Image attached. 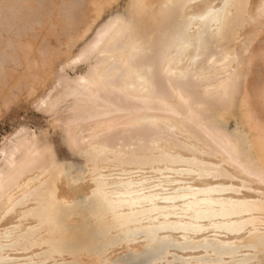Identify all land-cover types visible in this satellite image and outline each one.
<instances>
[{
	"label": "bare ground",
	"instance_id": "bare-ground-1",
	"mask_svg": "<svg viewBox=\"0 0 264 264\" xmlns=\"http://www.w3.org/2000/svg\"><path fill=\"white\" fill-rule=\"evenodd\" d=\"M25 1L31 0H0V16L11 17L17 30L23 20L31 23L28 34L40 24H50L51 32L60 24L70 42L90 22L91 12L97 21L119 0H61L58 6L56 0H32L37 20L33 13L32 20L22 19L24 12L31 14L22 8ZM124 1V13L97 23L101 26L95 37L94 32L91 35L92 41L80 44L86 47L76 51L74 60L69 57L74 64L91 56L94 65L84 76L62 81L54 98L39 100L49 113L72 97L67 116L59 123L68 150L82 159L83 166L72 176L56 160L51 144L34 134L8 140L10 144L0 148V217L40 195V189L32 186L21 199L9 200L10 191L26 173L51 170L84 189L88 162L114 163L110 167L125 173L115 180H99L104 189L98 185L95 193L103 194L102 204L62 221L61 230L55 231L62 254L69 250L81 259L97 261L100 242L109 246L124 241L129 264H264V0ZM48 25H42V31L50 30ZM6 26L0 23V32H6ZM18 37L22 39L12 45L9 61L24 60L28 65L33 43ZM47 60L43 67L49 65ZM0 74L1 95L4 88L14 86L5 87L8 73ZM0 97L4 101L6 96ZM142 171L159 177L145 178ZM242 189L262 191L233 195ZM225 192L232 194L219 196ZM92 204L96 202L88 206ZM37 207L36 201L24 208L25 222L41 216ZM15 227L3 233L7 241L2 247L10 252L20 250L12 249L13 239L29 245L39 234L35 230L12 239L9 235L20 228ZM17 261L0 253V262Z\"/></svg>",
	"mask_w": 264,
	"mask_h": 264
},
{
	"label": "rangeland",
	"instance_id": "rangeland-1",
	"mask_svg": "<svg viewBox=\"0 0 264 264\" xmlns=\"http://www.w3.org/2000/svg\"><path fill=\"white\" fill-rule=\"evenodd\" d=\"M56 1H57L56 2L57 6L59 4H61L60 3L61 0H56ZM27 2H28V5H27ZM32 2H34V1L31 0V1H25L24 2L25 5L22 8L24 9V7H26L25 9L27 10V12L29 11V14L30 13L31 14L28 16V14L26 15V12H24V16H26V17L23 16L22 19L26 18L27 20L28 19L32 20V18L34 16L33 20L35 18H36L35 20H37L38 14L36 13L37 11L35 10L37 7H36V4H34V3L32 4ZM5 5H7V4H4V6ZM33 5H35V6H33ZM124 5H125V1L119 0L117 3H114L111 7H109V9L108 8L105 9L102 12V14L99 16V18H97L98 19L97 21H96V19H94L92 12H91V18H92V19H90L91 23L87 22V24H86L87 26L82 27V30L81 31L79 30L77 32V34L79 36L76 34L77 39L74 38L73 39L74 41L72 40L74 42L73 44H72V41L68 42V39L66 38V36L61 33L60 24L56 25L58 27H56V26L53 27V30H54L53 32H51L52 30H51V28H49L50 24L49 25L46 24V25H48L47 29H50V30H45V31H42V30H44V28L41 29V26L42 25L46 26V25L40 24L39 28H38V26H36V30H38V31L35 30V32H33L34 34L30 33L31 34L30 35V34H28L29 33L28 30H30V27H32V25H30L31 24L30 22L27 21L28 23H30V24H27L23 20V22L21 23V24H23V25H21V29L17 30V26L13 25L14 23L12 24L11 17L6 18V17H8V15L6 17H4V15H2L3 13L1 14V16H0L1 22L0 23L2 25L8 24V27H10V28H8L6 26V28H7L6 32L8 30L7 33L6 32H0V73H2V74H3V72L8 73V76H9L8 79L9 80L7 79V81H6L7 83H6L5 87H8V85L10 87H12V86H14V87H13V89L9 88V87L4 88L3 91L1 92V95H0V96H3V95L6 96L3 99L4 101H2V99H1L3 97H0V99H1L0 100V109L2 108L0 110V148L3 146H8L11 141H14L16 139L15 137H19L22 133H28L31 135L34 134V137L37 138L38 140L40 139V142H42V143L46 142L47 143V141H48V143L51 144L53 152H55V155H56L55 156L56 160L58 162H60L61 164H63L64 167L66 169H68V172L71 173L72 176L75 175L77 169H80V167L83 166L82 159L75 157V156L73 157L72 151L68 150L69 148H68V146H66L64 138H62L63 137V135H62L63 126L59 123L60 119H63L67 116V113H68L67 109L72 104L71 103L72 97H70L71 99L67 98L63 102L59 103L57 105L56 109L49 112V113L46 111L44 106H42V104H40L39 102L46 99L47 97H48L47 100L50 98L51 99L54 98L58 94V92L61 90V88L63 87L62 81H64V80L74 81V80L84 76V73L87 72L86 70L90 69L94 65L96 59L91 57V56H90V58H87V60H83L81 62H74V64H73V60L77 57V52H79L82 49V47L85 48L92 41V39L95 37L96 32L99 30L101 24H104L105 22H107L109 20V17L111 18V14L113 17V15L115 16L117 14L120 15V14L124 13V11H125ZM52 6H53V8L55 7L54 5H52ZM0 10H2L1 7H0ZM8 10H9V12H8L9 16H11L12 13H10L11 11L9 8H8ZM8 10H6L5 12H7ZM51 11H53V13H56V9H55V11L54 10H51ZM32 13H33V16L31 17ZM53 16H55V14ZM3 18L5 19L4 22H3ZM104 18L106 19L105 22H104ZM8 19L11 20L10 24L8 23L10 20L8 21ZM92 23H94V24H92ZM97 23L98 24L101 23L100 26ZM32 24H34V23H32ZM89 24H92V25H90L91 28H90ZM96 24H97V26H96ZM26 26H28V27L23 28ZM44 26H42V27H44ZM58 28H59V30H58ZM87 28H89V29H87ZM23 29H25V30H23ZM85 29H87V31H88L87 33L83 32ZM93 29H96V30H93ZM58 31H60V32H58ZM50 32H51V34H50ZM93 32H94V34H93ZM46 33L48 35H53L52 33H54L53 36H55V38L48 36ZM55 33H57V34L55 35ZM92 34L94 35L93 38H92V36H93ZM20 35H21V37L25 38L26 41L31 38V40H28V41L29 42L32 41V42H30L31 44L33 43L32 45H30L29 57L31 56V58H30L31 60H29V57L26 60L28 62V65H27V63L26 64L24 63V60H22V62L20 64H15L13 62L11 63L9 61V58H11L10 57V55H11L10 51L13 50L12 45H14L16 43V41L20 38V37H18ZM80 38H82V39H80ZM20 39H22V38H20ZM50 39H53V40H50ZM85 40L86 41L88 40V41L86 42ZM28 41L25 43H29ZM42 41H43V43H42ZM61 42L63 45L61 44ZM86 43H87V45H86ZM80 44H85L86 46L85 45L82 46ZM46 46L48 48H46ZM43 48L46 49V52H45V50H43ZM31 49L35 50L37 52L32 51L33 52L32 53ZM79 53H78V55H79ZM39 54L41 56H39ZM68 54H69V56H68ZM74 54L76 57L74 56ZM8 55H9V57H8ZM69 57H71L70 59H73L72 57H74V59L71 61L69 59ZM32 58H33V60H32ZM58 58H61V59H58ZM45 60H47V62L49 63V65L47 67H43L41 65L42 62ZM67 60H69V61H67ZM63 61H65V62H63ZM86 61H88V62H86ZM92 62H93V64H92ZM68 64H69V67H68ZM18 65L20 67H18ZM64 68H65V70H63ZM8 69H9V71L7 72ZM10 69L14 70L16 75L14 73H12L13 71ZM30 69H33L32 70L33 72ZM55 70H56V72H55ZM62 72H64V73H62ZM10 73H12V74L9 75ZM21 73H23V74H21ZM31 73H32V75H31ZM75 74L76 75L78 74V75L75 76ZM3 75H5V73ZM17 75H18V77H14ZM62 75H64V76H62ZM0 76H1V74H0ZM21 76L22 77L24 76L23 78H25V80L22 79ZM34 76L37 77V79H35ZM3 77L4 76H1L0 80H2L1 78H3ZM12 77L15 79L16 78L20 79V80L18 79L19 81L17 79L15 80L17 82V83L15 82L17 85L14 84V80ZM28 77H29V79H28L29 81L26 80ZM31 78H33V79L31 80ZM30 81H31V84H30ZM1 82L3 83L4 81H0V83ZM12 83H13V85H12ZM32 83H35V85L36 84L37 85L35 86ZM23 84H24V88H23ZM45 85H47V86H45ZM49 85H50V88L48 87ZM26 87H27V89H26ZM18 88H19V90H18ZM47 88H49V90ZM6 90H9V91H6ZM26 90H27V92H26ZM44 91H45V93L43 94ZM4 92L6 93V95ZM2 93H4V94H2ZM7 93L9 95H7ZM10 94H12V95L10 96ZM13 94L15 95V97H13V99H12ZM8 98H9V101H8ZM14 98H16V99H14ZM31 102H32V104H31ZM1 105H2V107H1ZM31 107H32V109H31ZM59 108H61V109H59ZM40 112L41 113L45 112L44 113L45 117ZM62 116H63V118H62ZM51 119L53 121L55 120L56 123L51 122L52 121ZM57 119H58V121H57ZM52 123L56 124V125L58 124L59 127H56L57 129L56 128L53 129V127H55L56 125H53ZM25 124L27 125V127ZM51 124H52V126H50ZM16 126L18 129L16 128ZM19 127L21 128V131H20ZM22 128H25V129H22ZM232 128L233 127L231 126L229 129L232 130ZM15 129H17V130H15ZM40 129H42V130H40ZM46 129H48V130H46ZM12 130H14L13 135L11 132ZM39 130H40V132H39ZM53 130H54V132H53ZM44 133H46V134L43 135ZM48 133H49V135H48ZM57 134H59L61 137H58L59 135L57 136ZM8 136H10V137H8ZM44 136H46V138H44ZM13 137H14V139H13ZM47 137H49V138H47ZM10 139H11V141H8ZM59 139L61 140V142L59 141ZM7 141L9 144L7 143ZM59 142H60V144H58ZM6 143H7V145H5ZM61 143H62V145H61ZM64 144H65V147L63 146ZM108 156H110V155L108 154ZM0 159H1V156H0ZM69 163H71V164H69ZM112 164H114V163H108V162L92 163V162H88L86 171L84 173V176L86 179L85 182L88 183V185H86L87 187L84 189L78 183L66 182L65 179L62 178L61 175L51 173L52 172L51 170H46V171L36 170L33 172L26 173L21 179L18 180V185L10 191L9 200L12 201L14 199H17V200L21 199V197L23 195L29 193L32 190V186H33V188H39L40 189L39 190L40 195L39 196H33L32 198H30L31 201H29L28 203L21 205L20 207H16L15 212H12L11 214L10 213L5 214L2 217H0V250H1L0 253H1V255L2 254L10 255L11 258H13V261H15V259L18 260L14 264H129L128 262L125 263V261H127L126 259L128 257V252L124 249V245H125L124 241L115 242L109 246H105V242H100L99 245L102 246L103 248L101 250H99V252H100L99 256H98L99 259H97V261H95L96 259H91V261H90V259H87V258L81 259L82 257L79 258L77 256H74L73 252H71L69 250H67L65 252V254H62V252L59 251L60 250V248H59L60 242L54 238L55 237L54 236L55 231L56 230L60 231L62 228V225H63L62 221L63 222L68 221L70 219L78 218L81 215L82 216L86 215L87 208L92 207V206L96 208L100 204H102L101 202H103V201H99L100 200L99 197L103 194L99 195V193H95V188L98 185H99V187H98L99 189H104L103 186H100V184L103 185V181L99 182V180H101L102 178H104L106 180H115L117 175H122L125 173V172L120 171L121 168L110 167V166H112ZM118 170H119V172H118ZM141 173L144 174L145 178L146 177H152L153 175H155V176H153L154 179H157V177H159L155 173L152 175V172H150V171H142ZM121 179L124 180L125 178H121ZM232 181L237 183V180H232ZM85 182H83V183H85ZM153 186H156V183ZM110 188H113V187H110ZM15 189H16L17 193L15 192ZM20 189H21V192H19ZM240 191H241V193H237V194H233V195L238 196V197H241L243 194H246V193H250L252 195H257V194L260 195L262 190L259 192H254L253 190L242 189ZM230 194H232V193L225 192V193L220 194L219 196L230 195ZM262 197H264V195H262ZM86 200H88V201H86ZM36 201L39 203V207H37V209L40 210L39 213H41V216L36 217L34 220H31L29 222L28 221L25 222L24 221L25 218L21 216V214L24 212L23 211L24 208L28 204L29 205L34 204ZM93 202H96V204L95 205L92 204L91 206H88L89 203H93ZM262 203H264V202H262ZM0 207H3V204H1ZM103 208L105 209V208H107V206H103ZM32 209H35V207H32ZM20 210H22V211H20ZM64 210L66 212H68V214L65 213ZM10 215H11V218H9ZM18 225L20 226V228L15 229L9 235L12 239L17 237V236L19 237L20 235H23V234L31 233L32 231H35V230L38 231L39 234L36 235L35 237H33V240H31L32 242L30 244H32L34 242L33 245H30V244L26 245L25 243L20 242V241L15 242L16 239H13L14 245H13L12 249L13 250L14 249H20V250H16L15 252H10V251H12V250H10V248H6V247L3 248L2 247L3 245H6V241H7L5 236L3 235V233H4V230L6 228H9V227L11 228L12 226L15 227ZM88 225H89L88 223H85V226H88ZM31 227H34V228H31ZM21 228H22V230H21ZM74 231H78V228H75ZM54 243L56 245H54ZM64 257H67V259H64ZM87 261H90L92 263L87 262ZM0 264H6V263L0 262Z\"/></svg>",
	"mask_w": 264,
	"mask_h": 264
}]
</instances>
